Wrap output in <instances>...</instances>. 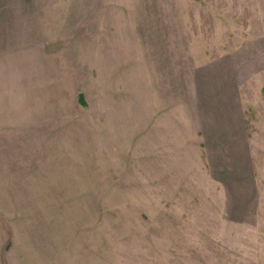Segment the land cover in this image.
<instances>
[{
    "label": "rangeland",
    "instance_id": "rangeland-1",
    "mask_svg": "<svg viewBox=\"0 0 264 264\" xmlns=\"http://www.w3.org/2000/svg\"><path fill=\"white\" fill-rule=\"evenodd\" d=\"M0 264H264V0H0Z\"/></svg>",
    "mask_w": 264,
    "mask_h": 264
}]
</instances>
